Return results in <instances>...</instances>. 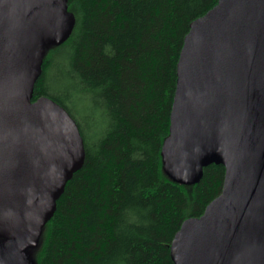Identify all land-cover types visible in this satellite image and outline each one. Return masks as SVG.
Returning <instances> with one entry per match:
<instances>
[{"label":"water","instance_id":"1","mask_svg":"<svg viewBox=\"0 0 264 264\" xmlns=\"http://www.w3.org/2000/svg\"><path fill=\"white\" fill-rule=\"evenodd\" d=\"M74 26L67 0H0V238L3 264H25L55 199L84 159L77 124L32 101L44 45ZM165 171L192 184L222 164L220 194L184 221L174 264H264V0H218L190 23L177 64Z\"/></svg>","mask_w":264,"mask_h":264},{"label":"trees","instance_id":"2","mask_svg":"<svg viewBox=\"0 0 264 264\" xmlns=\"http://www.w3.org/2000/svg\"><path fill=\"white\" fill-rule=\"evenodd\" d=\"M217 2L67 0L74 26L43 46L32 101L49 97L68 112L84 159L55 199L34 264H174L176 233L204 213L225 177L210 163L197 182H177L163 154L185 36Z\"/></svg>","mask_w":264,"mask_h":264},{"label":"rangeland","instance_id":"3","mask_svg":"<svg viewBox=\"0 0 264 264\" xmlns=\"http://www.w3.org/2000/svg\"><path fill=\"white\" fill-rule=\"evenodd\" d=\"M61 67L62 66H58L57 70L51 72V74H50L52 76V78L50 80L52 83H50L49 86L51 87V89L54 92H56L55 87L57 86V84H60L61 80H62V77H58V79H56V75L60 74L62 72ZM71 106H72V108L74 107L78 111V107H79L78 102L74 103V104H71ZM4 241H5V239H3V238L1 239L0 238V264L4 263V254H3L2 249H1ZM32 248H34V246L31 247V248H28L24 252H22V257H23V259L25 261V264H34V255L31 252Z\"/></svg>","mask_w":264,"mask_h":264}]
</instances>
